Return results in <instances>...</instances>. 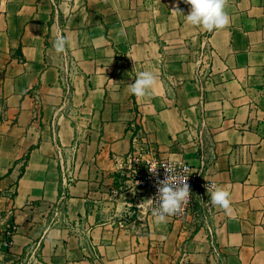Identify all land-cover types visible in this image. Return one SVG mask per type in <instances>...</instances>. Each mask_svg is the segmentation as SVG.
<instances>
[{"label":"crops","instance_id":"obj_1","mask_svg":"<svg viewBox=\"0 0 264 264\" xmlns=\"http://www.w3.org/2000/svg\"><path fill=\"white\" fill-rule=\"evenodd\" d=\"M189 11L0 0V264H264V0H228L231 23L211 32ZM141 71L158 81L138 98ZM137 132L229 191L232 214L207 191L156 224L137 183L100 193Z\"/></svg>","mask_w":264,"mask_h":264},{"label":"clouds","instance_id":"obj_2","mask_svg":"<svg viewBox=\"0 0 264 264\" xmlns=\"http://www.w3.org/2000/svg\"><path fill=\"white\" fill-rule=\"evenodd\" d=\"M184 3L190 5V11L184 15L185 22L193 27L211 32L213 30H221L229 26L231 23L230 16L226 8L228 0H184ZM179 11V9L173 11ZM123 34V33H121ZM72 41L65 35H58L53 41V49L57 54L64 53ZM158 78L153 71H141L137 74L134 83L128 84V92L138 98H143L151 94L156 87ZM164 179H156L157 195L155 199L146 200L151 206L154 201L157 206L151 208V215L156 224L167 222L168 217L176 215L182 211L183 206L188 202L191 192L188 184L187 175L173 174L174 169L164 166ZM156 169H152V173H156ZM187 172L188 169L183 170ZM207 190L210 196V203L213 207H218L228 215L232 214V201L230 192L224 187L215 186L214 190ZM143 211L145 201L138 205Z\"/></svg>","mask_w":264,"mask_h":264},{"label":"rangeland","instance_id":"obj_3","mask_svg":"<svg viewBox=\"0 0 264 264\" xmlns=\"http://www.w3.org/2000/svg\"><path fill=\"white\" fill-rule=\"evenodd\" d=\"M135 135V141L133 142L130 153L128 154L126 160L119 166V171H115V175L117 176H115L114 184L111 185V183H109V186H104L102 184L101 186H99L100 193L107 192L102 188L104 187L106 189L108 187V189L112 191L111 195L116 197L120 195V193L129 190L130 187H134L136 181L140 180L142 176L147 175L150 171L149 169L152 163L157 162L161 159H168V157L160 156L158 149L156 148L153 141H150L147 134H144L143 132H137ZM110 191L108 193H110ZM149 197L150 195L148 193V190H145L144 201L146 202ZM203 199L205 200V197L201 198L198 193L195 201L193 202L192 208L194 207L196 201H201L204 204ZM202 203L199 204L200 207L202 206Z\"/></svg>","mask_w":264,"mask_h":264},{"label":"built area","instance_id":"obj_4","mask_svg":"<svg viewBox=\"0 0 264 264\" xmlns=\"http://www.w3.org/2000/svg\"><path fill=\"white\" fill-rule=\"evenodd\" d=\"M164 166H168L169 168L174 169L173 174H181V175H187L188 177V184L190 186V192L191 196L188 200V202L183 206L182 211L176 215L170 216L172 219H184L188 216L190 213L193 202L195 201L198 193L201 196V198L204 197L205 193L208 191L207 186L209 190H214L215 185L212 182L206 181L199 170H196L191 164L187 162H176L170 158L168 159H161L157 162H154L150 166V171L147 175L142 176L140 180H138L136 183L137 185L142 188L143 190H148V193L150 195L149 199H155L157 195V187H156V179L157 177L159 179H164L165 176V168ZM156 169V173H152V169ZM187 168L188 171L184 172L183 170ZM157 206V202L154 201L150 208Z\"/></svg>","mask_w":264,"mask_h":264},{"label":"trees","instance_id":"obj_5","mask_svg":"<svg viewBox=\"0 0 264 264\" xmlns=\"http://www.w3.org/2000/svg\"><path fill=\"white\" fill-rule=\"evenodd\" d=\"M14 230H15V226L11 224V231L14 232ZM0 242H1V238H0Z\"/></svg>","mask_w":264,"mask_h":264}]
</instances>
